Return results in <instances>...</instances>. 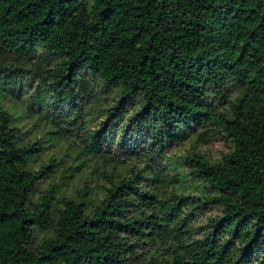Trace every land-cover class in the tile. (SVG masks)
I'll return each instance as SVG.
<instances>
[{"label":"trees","instance_id":"trees-1","mask_svg":"<svg viewBox=\"0 0 264 264\" xmlns=\"http://www.w3.org/2000/svg\"><path fill=\"white\" fill-rule=\"evenodd\" d=\"M26 94L31 115L80 118L103 161L159 167L209 126L231 151L193 160L202 195L140 170L39 195L57 160L31 164ZM0 264H264V0H0Z\"/></svg>","mask_w":264,"mask_h":264},{"label":"rangeland","instance_id":"rangeland-1","mask_svg":"<svg viewBox=\"0 0 264 264\" xmlns=\"http://www.w3.org/2000/svg\"><path fill=\"white\" fill-rule=\"evenodd\" d=\"M232 101L239 97L238 91L230 92ZM26 94L24 104L20 106L18 111L11 109L16 115L19 125L21 126L23 138H29L34 141H40L45 147L41 153L40 159H32L33 167L39 169L43 163H47L52 157L57 162L49 172V177L39 185V195L45 194L47 191L56 189L61 194L72 195L81 190L87 184L95 187L96 193H100L105 186V176L116 175H134L141 171V175L149 180L145 182V186L155 187L158 189L160 196H164L174 190L179 194L186 195H202L206 194V184L194 175L196 167L193 160L196 156H202L210 162H217L231 151V143L226 140L218 127L209 126L207 131H202L197 135L185 138L182 143L173 146L165 158L161 161L159 167L148 165L140 159L120 161L112 160L108 157L107 161L98 159L85 152V145L82 142L84 129L80 128L81 119L77 122L74 115L66 117L65 122L55 124L51 119L45 118V114L31 115L27 109L31 107L32 102L28 100ZM39 97L45 101V92L40 91ZM6 107L13 108V103L5 99L3 101ZM45 116V117H44ZM100 120L91 123L92 129L94 125L99 124ZM71 123V124H69ZM96 127V126H95ZM160 167L164 168L162 172ZM175 176L177 182L164 183V177ZM38 199V195L34 197ZM218 210L212 208L209 214H217ZM42 233L38 240L44 238ZM159 257L163 256V249L158 251Z\"/></svg>","mask_w":264,"mask_h":264}]
</instances>
